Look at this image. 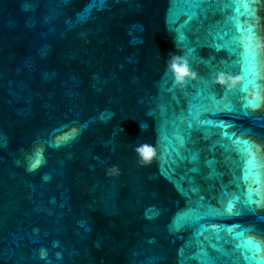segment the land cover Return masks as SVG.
Returning a JSON list of instances; mask_svg holds the SVG:
<instances>
[{
    "label": "water",
    "instance_id": "obj_1",
    "mask_svg": "<svg viewBox=\"0 0 264 264\" xmlns=\"http://www.w3.org/2000/svg\"><path fill=\"white\" fill-rule=\"evenodd\" d=\"M237 6L0 0V264H244L237 232L264 247V205L241 201L234 209L240 215L223 214L231 198L224 193L243 200L248 186L232 139L264 144V107L243 108L254 90L231 95L245 82L238 61L246 33L236 23L247 27L248 18ZM172 54L186 56L197 72L182 88L167 72ZM259 54L264 91V49ZM219 72L240 79L227 89L212 82ZM217 102L235 110L216 111ZM199 105L210 109L201 118L226 124L232 139L216 127L189 133L188 112ZM64 125L80 135L49 147L53 130ZM165 133L190 135L182 152H198L199 162L172 164L176 157L161 151ZM141 143L157 148L145 166L133 150ZM36 144L47 163L29 173L26 157ZM257 155L261 183L249 184L264 192V150ZM110 165L119 174L106 175Z\"/></svg>",
    "mask_w": 264,
    "mask_h": 264
},
{
    "label": "snow or ice",
    "instance_id": "obj_2",
    "mask_svg": "<svg viewBox=\"0 0 264 264\" xmlns=\"http://www.w3.org/2000/svg\"><path fill=\"white\" fill-rule=\"evenodd\" d=\"M103 3V0H100ZM238 6L236 7V12L245 16L248 19L245 20V24H241L239 21L236 23L237 29L241 33H246V42H243V58L241 61H238L242 65L241 71L244 77L243 88H235L233 89L231 95L235 96L239 92H249V86L254 90L251 93V98L244 97L243 108L245 110L249 108H256L259 103V99L261 95H264V91H262L260 84L257 83V77L259 73L257 72V64L262 59L260 54L257 52V41L261 39V33L264 32V0H233ZM95 3V0H93ZM242 4L244 11L241 12V8L239 5ZM232 19H235L233 17ZM181 41L184 40V37L181 35ZM189 51H192L191 49ZM223 71H228V69H224ZM187 83V82H186ZM185 83V84H186ZM179 86L177 88H182L185 86ZM175 91V88L173 89ZM201 96L204 95V90H201ZM208 99L215 101V96H209ZM216 111H234V105L232 103H224L221 106L218 102L214 104ZM264 107V106H261ZM260 107V108H261ZM210 111V109L206 105L195 106L192 110L188 112V120L186 122V127L191 133L194 127L196 128H211L216 127L221 130H224L222 135L225 138L232 139L235 134H230L226 128L227 125L224 123L214 124L212 120L202 119L201 116L203 112ZM146 126V125H145ZM190 135L188 137L183 134H176L170 137L167 133L162 138V143L164 147L161 149L163 151L165 158L168 156H175L176 159H173L172 164H176L179 161L187 162L191 160V162L198 163L199 162V153L191 152L189 155H184L182 150L186 147L188 140L190 139ZM232 143L236 146V150L241 154L242 160V180L247 186L246 193H243L244 199L242 200V196L238 194H229L227 192L224 193L225 196H230L231 198L228 200L226 204V208L223 214L227 215H240L241 212L235 209V205L238 202H241L246 206L251 205H264V192H262L261 188L257 187L253 189L249 181L251 180L253 183L259 185L261 183V174L258 169L261 167V164L258 160V155L253 142H250L247 139H232ZM264 147V144H260ZM242 146V147H241ZM207 165L209 169L212 170V174L214 175V169H212L213 161H207ZM167 169L165 172L167 173ZM194 173H198L200 171L199 168L194 167L192 169ZM194 184L195 181L193 180ZM183 191V189H181ZM192 192H197L198 188L193 187L191 189ZM259 197V199H254L253 195ZM203 200V197L200 198ZM223 203V201H222ZM215 211V210H213ZM187 216H182L181 219H187ZM198 218V217H197ZM253 229H246V231H251ZM228 233H232V229H227ZM244 232H237L233 239H239L240 242L235 244V248L240 252V256L244 261V264H264V256L258 255L262 251H264V247H262L261 242L254 240L253 238L243 239ZM251 253V254H250ZM204 264H212V261H205ZM233 264H239V261H234Z\"/></svg>",
    "mask_w": 264,
    "mask_h": 264
},
{
    "label": "clouds",
    "instance_id": "obj_3",
    "mask_svg": "<svg viewBox=\"0 0 264 264\" xmlns=\"http://www.w3.org/2000/svg\"><path fill=\"white\" fill-rule=\"evenodd\" d=\"M242 39H246L242 37ZM257 52L260 53L264 49V42L257 41L256 44ZM167 72L172 74L173 83L179 87L187 82L189 78H197V72L194 71L189 64V61L186 56L172 54L167 61ZM240 77H236L235 80L231 76L227 75L224 72H219L213 79V83L224 85L227 89H232L236 83V80H239ZM261 106H264V95H261L259 103L256 108L259 109ZM141 130H145V125H140ZM123 131L122 128H120ZM80 135V129L75 126L64 125L60 128L54 129L52 133V139L49 141L48 146L54 148H60L72 141H74ZM254 147L257 152L264 150L260 144L253 142ZM134 152L137 155V162L141 166H145L157 156L156 146L148 143H141L134 147ZM45 148L41 144L34 145L30 155L26 157V171L29 173L37 171L40 167L44 166L47 163L46 157L44 155ZM106 175H117L119 174L118 166L110 165L106 170ZM43 179H50L49 176H44ZM40 258L45 259L47 257V251L43 248L39 252ZM59 255V254H57Z\"/></svg>",
    "mask_w": 264,
    "mask_h": 264
}]
</instances>
